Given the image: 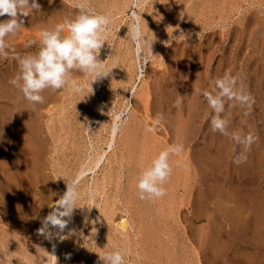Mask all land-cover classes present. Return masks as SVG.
I'll use <instances>...</instances> for the list:
<instances>
[{
  "label": "bare ground",
  "instance_id": "obj_1",
  "mask_svg": "<svg viewBox=\"0 0 264 264\" xmlns=\"http://www.w3.org/2000/svg\"><path fill=\"white\" fill-rule=\"evenodd\" d=\"M217 2L219 4L215 6ZM230 2H232V6ZM38 3L41 5L42 14L40 12H35L33 16L26 17L25 26L28 25L37 29L45 27L53 28L56 24L62 23L66 17H72L76 11L74 8V0H38ZM89 6L94 11L108 14L112 18L108 36V48L111 46V49H109L111 51L110 54H108L109 51L105 52V49H102L100 59L101 61H105L106 65L115 67L109 77H105L91 84V93V89L88 88L85 83L89 77L86 78V76L79 72L73 73V75L81 83H85L87 87V90L85 87L83 96L91 104L92 108L90 110L85 109L87 108L86 106H89V103L86 100L81 101V97L72 94L68 88L55 92L46 90L43 93L45 97L44 103L37 104L35 108H33L32 105L23 98L22 93L8 83L15 75L14 72L12 70L8 71L9 73L12 72V74H5L6 76L8 75L6 78H2L0 75V148L5 152L7 150L9 151L10 147L19 146L20 149L23 148L31 154V162H33V165L31 168L29 167L30 170L28 168V172L31 171L30 174L31 176L33 174L32 177H34V180L36 179L35 182L37 183L35 185L31 184L35 182L31 181L30 178L28 179V183L36 187L33 197L35 198V196L38 195V198H36L38 199V206L36 205V209L34 210L33 206L30 205V203L28 204L29 200L26 203L25 197H20V193L18 194L19 189H14L16 187L18 188V186L11 187L12 182L10 186L9 180H11L12 177L9 179V175L12 173L9 171V168L8 171L11 174L5 169V165H7L4 164L5 160L4 163H1L2 161L0 160V264H55L52 255L56 256L57 264H97L99 254L104 251L115 249H119L125 254V264H188V257L185 256V251H181L180 243H177L170 234V231L173 230L171 226L174 223H172V225L171 223L169 224L166 221L167 216L169 215V217L173 218L174 216L172 215H186L187 211H190L196 218L201 220L202 215L206 212L204 211V203L207 202L205 205H211V203L206 200L207 198L209 201L211 199L213 204L214 200H219L218 197H216V199L212 198L215 194L219 196L220 192L225 191L226 194L232 193L233 196L235 195L238 197L237 194L241 192L237 187L236 191L230 181L235 171L232 172L233 174L231 170L230 173L228 172L229 174H226L227 172L224 171L227 177L229 176L228 182L225 184H221L222 181L220 182L219 180L226 179V175H224V178H222V175V177L219 175V180L217 178V182L213 181L214 184L206 180L208 178H204L205 175H207L206 172H208L205 170L209 168L207 165L209 162L207 161V163L205 159H203V156L208 151V149L205 151L207 148L204 146L205 142L207 143V141L204 142L205 139L202 140V146L205 147V149L202 150L205 152L202 153L201 147L198 148V145H196L197 148H188V146L190 147L189 143H191L189 139H191V136H194V132H192L193 129L196 128L195 130L197 131L199 128L196 127L199 125L196 122L203 123L202 120L204 116H200V111L204 113V111L208 110L204 108L205 104L203 105L199 91L205 83L204 76L207 72L206 67H208V65L210 67L212 58L207 59L208 56L207 58L205 56L204 42L201 41L202 37H200L202 36L201 31L209 28L211 32L206 34V36L208 35V38L211 36L213 37V35L216 34V29L219 27L215 29L216 23L214 24L211 22L212 18H215L214 13H217L220 20L225 13L223 12L221 15V10L225 11L230 7L231 9H228V13L230 14L234 12L233 8L236 6L238 7V5H235V0H139L138 4L134 3L133 0H89ZM222 6L227 8L224 10ZM133 8L136 10L137 14L142 17L140 24L147 38L149 40H154L150 50L148 47H144L139 58L127 34V26L130 23L131 10ZM232 15L233 14L230 16L231 18ZM246 15H244L243 19H245ZM228 16L229 15L225 16L223 20L228 18ZM4 19L1 18L0 20ZM249 20L251 19L249 18ZM252 20L251 22L249 21L250 24ZM245 21V25L247 26V20ZM28 28L30 29V27ZM182 30L184 31L181 33L180 31ZM192 31L199 34H194ZM115 36L117 37L116 43L110 45L113 38L115 39ZM174 36H176L175 39L173 38ZM206 36L203 38H206ZM182 37L188 40L182 39ZM172 38L174 40H172ZM158 42H165V48L160 47V43ZM212 44L213 43H211V45ZM16 45L14 46L16 47ZM19 46L21 47V45ZM105 46H107V43ZM158 47L160 51L155 50V48ZM212 48L214 49L215 47L212 46L211 49ZM145 54H151L150 57L153 58V63L159 66L166 63L167 69H165L168 71V79L159 77L157 75L158 69L156 68L157 71H155V73L151 72L152 75L154 74L153 76L155 78H152V76H149L151 78L148 76L146 77L147 73L150 74L148 69L149 72H147L146 69L141 72V67H144L147 62L146 58L148 55ZM10 61L11 60H9V62ZM149 63L150 62H148V64ZM6 67L7 65L5 68ZM10 67L15 71L18 69L12 64ZM162 68L163 67H161L160 70H162ZM214 72L212 73L211 71L212 74H214ZM0 73L2 74L1 70ZM166 76L167 75H165V77ZM207 78L208 77L205 79ZM138 85L140 86L138 87ZM190 89H192V94L190 93ZM153 91L157 92V96ZM153 94L157 97L156 99ZM177 94L183 96L186 102L184 101L180 108L174 109L177 113L173 112L174 114H172V106L177 98ZM151 95L152 99L150 98ZM154 99L155 101H153ZM132 100L138 105L141 103L144 109L142 107L140 108V105L139 108H137L141 112L136 111L134 108L131 109ZM86 102L88 105L85 104ZM205 102L206 101H204V103ZM71 105L72 107H70ZM122 107H124V109L130 107L127 113L128 119L126 117L119 132L113 134L112 125L114 123V114L124 110ZM133 107L136 108V105ZM130 109L133 110V112ZM80 112H83V114L81 115ZM160 113L164 114L165 123L168 122V125L173 126V128H171L173 130V139L169 138L170 141L183 143L184 152L180 155L170 156L173 172L170 179L164 184L167 194L162 198L141 200L136 187L138 175L151 164V161L160 151L168 147L165 146V143L160 145L165 138L160 140V138H162L160 135L158 139V136L154 133L157 129L156 127H152L154 130L151 132L147 130L149 123L144 119L151 118L154 120ZM45 115L47 119L44 121ZM72 116H76L75 120L79 125L78 129L80 130V135H82V138H80L82 140L84 137L83 140H85H82L84 143L81 141L84 147L83 145L80 147V142L78 144L79 148H77L75 146L78 142L75 143L74 139V142L72 141L71 134L73 133L71 131L73 128L71 130L70 126ZM225 116L227 119L230 118V112H227ZM200 119L202 122L199 121ZM92 125H95L94 129ZM168 125L166 128L169 127ZM201 128H203V126L199 129ZM172 130L168 131L169 134ZM207 130L209 129L207 128ZM77 131L78 130H76V132ZM157 131H159V128ZM210 132L208 136L214 134L213 132L210 134ZM201 134L205 135L206 133ZM217 134L218 133H216V135ZM9 136H14L15 140L11 139ZM195 138L199 141L197 137ZM226 138V141L224 138H220V145H224V143L222 144L224 140L223 142L226 143L225 149L228 151L233 143L231 144L229 137ZM70 140L74 143L75 148L74 150L71 149L70 152L72 156L74 155V158L70 159L72 168H69L67 166L69 163H67L66 167L63 166V169H59L61 165L60 161L62 163L63 160V162L66 163L67 159L63 157V152L58 153L59 150L57 151V149H59L60 146L70 149ZM82 148H84V150H82ZM193 149H195V151ZM216 149L217 155L221 151L223 153L227 152L224 148H220V152L218 147H216ZM15 150L17 149L15 148ZM15 150L12 151V153H14ZM67 152L69 153V151ZM230 152H233V150ZM7 155L8 152H5L2 157L0 156V159H11V157L9 158ZM183 155H186V157H183ZM210 155L211 153L209 155L206 154V159L211 160V158L214 157V160H216L215 155L212 154V157H210ZM221 155L219 154V156ZM16 157H19L18 154L14 157L12 156V159ZM230 157L228 159H231ZM40 159H43V164L40 162L42 167L38 166L39 163L37 160ZM220 159H218V161H220ZM214 160L212 162L216 163ZM230 161H232V159ZM21 162H18V160L15 161L14 159L13 165H17V169L20 168L21 170ZM24 164L23 162L22 165L24 166ZM213 165L212 167L214 168ZM232 167L234 166L232 165ZM232 167L230 168L232 169ZM215 168L217 169V165ZM25 169L27 168H24V170ZM215 170L213 169V171ZM213 171L212 174L209 173L210 178L211 175L213 176L216 172L218 173V171H215V173H213ZM28 172L26 171V173ZM190 172L194 174L192 177L190 176ZM220 172L221 171H219V173ZM89 175L90 177H88ZM74 179L79 181L78 191L80 192V199L76 202V207L78 208L73 211L75 216H72L71 221L63 232H60L59 235H53L51 239H48L38 232V229L42 227L41 220H43L40 215L43 211L45 212V209L55 205L56 201L66 190V183ZM45 180L47 182H44ZM51 181H54L56 184H52ZM207 181L210 182V184H206ZM39 183L44 184L40 186ZM48 185H50V187ZM33 190L31 192H33ZM28 192H30V189ZM220 195L219 198H222V193ZM250 196L251 197H248V199H250L252 204L256 205L257 218L255 214H253L255 217H252L254 220L256 218L258 223L262 225L264 224V194L254 196L252 193ZM242 197L247 196L245 195ZM34 198L32 201H34ZM222 199L219 201L224 203L230 198H227L228 200L225 199L224 202L221 201ZM234 199L233 200L236 202L237 199ZM185 201L188 203V206L190 204L188 209L185 205L184 207L181 206ZM219 201L215 203L219 204ZM237 202L235 205H238ZM228 205L229 203L227 206ZM230 206H228L230 211L236 209V206L234 207L232 205L233 210ZM228 208H226V213L230 212ZM239 210L240 209L237 211L240 213ZM237 211L233 213L239 214ZM222 212L225 213L224 211ZM47 213H49L48 209ZM46 214L44 215L46 216ZM129 214L133 216V221L127 218ZM216 215L218 214L214 216ZM230 215L232 214L230 213ZM230 215H226V217L228 216L227 218H230ZM218 216L221 217V215ZM233 218L231 217V220ZM249 219L251 218L246 217L242 219V217H235L233 219L235 220L233 226L235 227L236 225L234 229H236L237 232L236 241L234 243L235 255L232 256L231 260L235 257L232 260L235 261V264H264V232L259 233L262 241L259 245H254L253 242L249 240L246 242V240L243 239V233L248 234L249 229L252 231L251 228L255 226L252 227ZM184 221L186 222L187 220L185 219ZM256 223L257 222L254 224ZM260 227L262 228L264 226ZM8 228H10L12 232H10V229L8 231ZM49 231L56 233L58 230L50 227ZM201 231L205 232L204 229H201L198 235H196L198 240L196 241L199 245L198 248L200 252L202 247V245L200 247V244H203V237L206 236V234L203 236L200 233ZM255 231L254 229L252 234H257ZM252 234H250V236ZM250 240L256 241L257 244L260 239L258 238L257 241L255 237L254 239L250 238ZM210 242L209 240V244ZM214 244L216 245L217 243L212 242L210 245L214 246ZM220 246L221 245H219V247ZM79 248H82V253L77 255L74 260H69L65 263L66 259L78 252L77 250ZM217 249L218 248H216V250ZM252 249L255 251L256 249L258 250L257 255L252 254ZM195 264H201V261L199 260V262Z\"/></svg>",
  "mask_w": 264,
  "mask_h": 264
},
{
  "label": "rangeland",
  "instance_id": "obj_2",
  "mask_svg": "<svg viewBox=\"0 0 264 264\" xmlns=\"http://www.w3.org/2000/svg\"><path fill=\"white\" fill-rule=\"evenodd\" d=\"M233 1V0H232ZM249 1V2H248ZM231 3V6H232V2H230ZM219 3L217 2L216 4H215V6L216 5H218ZM235 5H238V7L236 6V7H234L233 8V13H228V9L231 7L230 5V7L229 8H227V7H225V6H222V7H224V10L227 8V10H225V11H223V10H221V15H222V13L223 12H225L226 13V15H225V13L223 14L224 15V17H223V15H222V17L220 18V20H219V16L217 15V13L215 12L214 13V17L215 18H212V20H211V22H213L214 24L216 23V27H215V29H216V34H214L213 35V37L211 36V37H209L208 38V35L206 36V34H208L209 32H211L210 30H209V28H207V29H205V30H202L201 31V33H202V36H200V37H202L201 38V41L202 42H204V53L206 54H204L205 56H206V58H207V56H208V58L207 59H211V61H210V67H209V65H208V67H206V70H207V72H206V70H205V76H204V80H205V83H204V85H203V87L202 88H200V91H199V95H200V97H201V99H202V101H203V105H204V108L207 110V111H204V113H203V111H200L201 113H200V116H204V119L202 120L203 121V123H199V122H196V123H198V124H196V125H198V126H196L197 128L199 127H202L203 126V128H201V129H197V131L195 130V129H193V131L192 132H194L193 133V135L195 136V137H197L198 139H199V141H197V139L193 136H191V139H189L190 140V142L191 143H189V145H190V147L188 146V148H190V149H192V148H197L196 147V145H198L199 147L198 148H200L201 149V152L203 153V152H205L207 149H208V153L206 152L205 153V157L203 156V154H202V156H203V159H205V162H209V164H207L208 165V167L210 168V170H209V168H208V170H205V171H208V172H206V174L208 175L209 173L210 174H212V171H213V169L215 170L216 168V165H217V169L215 170V171H218L219 169H221V170H219V171H221L220 173H219V171H218V173L216 172L215 173V171H213V173H215L213 176L211 175V178H210V174L207 176V175H205V177L204 178H208V179H206V180H208V181H210L211 183H213V181H216L217 182V178L219 177V175L222 177V178H224V175H226V174H229L230 173V170H231V173L233 172V171H235L234 172V174L232 175V180L230 179V181H231V183H232V186L236 189V191H237V188H238V190L239 191H241V192H236V193H238L237 194V196L239 197H236L235 195L233 196V194L231 195L230 193H228V194H226L225 193V191L224 192H220L219 193V196L217 195L216 196V194L214 195V197H212L213 199L215 198L216 199V197H218V199L220 200V199H222V198H224V196H225V198L224 199H222L221 201H223L224 202V200L225 199H227L228 201L226 202H224V203H222V202H220L219 200H214L213 201V204H212V202H211V199H210V201L208 200V198L206 199L209 203H211V205H212V207H211V205H209V204H207V205H205V203H207V202H205L204 203V211H206L203 215H205V216H203L202 215V217H201V220L199 219V218H196L190 211H187V209L189 208V206H190V204H189V206H188V203L185 201V203L184 204H182L181 206L182 207H184V205H185V207H187V209H186V211H187V213H186V215L185 214H183V215H172V216H174L173 218H171V217H169V215L167 216V219H166V221L170 224L171 223V225H172V223H174L172 226H171V228L173 229V230H171L170 231V234L173 236V239L177 242V243H180V246H181V251L182 252H184L185 251V256L186 257H188L187 259H188V264H195V263H198L199 262V260L201 261V264H235L234 262L235 261H232L235 257H233V259L231 260V258H232V256H234L235 255V252H234V243H235V241H236V229H234L235 227H236V225H235V227L233 226L234 224H235V220H233L235 217H242V219H244V218H251L252 219V221H251V219H249L250 220V222H251V224H252V227L255 225H257L256 226V228H255V226L253 227L256 231L257 230H259V231H255V233H257V234H252V231L254 230L253 228H251L252 229V231L249 229V233L247 234H245V233H243V239L244 240H246V242H248V240L249 241H251V242H253L254 243V245H259L260 244V242H262L261 241V238H260V234L259 233H263L264 232V227H260V226H264V224H259L258 223V221L256 220V218H257V216H256V205H254V204H252V202L250 201V199H248V197H251L250 195H252V193L254 194V196H257L258 194L259 195H261V194H264V0H235ZM237 8V9H236ZM231 9V8H230ZM234 9H236V10H234ZM247 11H248V13H247ZM228 13V14H227ZM247 15H246V14ZM252 13H253V15H252ZM217 16H216V15ZM231 14H233L232 15V18L230 17L231 16ZM249 14H251L252 15V17H251V15H249ZM33 16L34 15V13L33 14H30L29 15V17L30 16ZM227 15H229L228 16V18H226V19H224L223 20V18H225V16H227ZM244 15H246L245 16V19H243L244 18ZM250 17H249V16ZM254 16V17H253ZM248 17V18H247ZM2 19H7V17L6 16H4V17H1ZM0 18V19H1ZM249 18L252 20V23L250 24L249 23V21L251 22V20H249ZM213 19H214V21H213ZM216 19V20H215ZM217 19H218V21H217ZM256 19V20H255ZM245 20H247V26L245 25ZM223 21H224V23H223ZM220 23V24H219ZM218 24V25H217ZM250 24V25H249ZM232 26V27H231ZM246 26V27H245ZM28 27H30V29L28 28ZM24 28V29H23ZM26 28H28V29H26ZM231 28H232V31H231ZM236 28V29H235ZM247 28V29H246ZM234 29V30H233ZM40 29H37V28H34V27H31V26H28V25H24L23 27H22V29H20L19 31H18V33L15 35V36H12V35H10V36H8L7 38H6V40H7V42H8V44L10 45V48H14L18 53H20V54H25V53H27V52H34V51H36V46H34V47H31V48H25L24 47V44L28 41V40H31V39H36L37 38V36H38V31H39ZM207 30H209V31H207ZM248 30V31H247ZM184 30H182V31H180L181 33L183 32ZM234 31V32H233ZM179 32V31H178ZM218 32V33H217ZM245 32V33H244ZM167 33V32H166ZM192 33H194L193 31H192ZM169 34V33H168ZM171 34H173V33H171ZM194 34H199V33H194ZM221 34V35H220ZM206 36V38H203V37H205ZM218 36V37H217ZM175 37L176 36H174L173 38L175 39ZM215 37V38H214ZM117 37L115 36V39L113 38V41L111 42V44L110 45H112L113 43L115 44L116 43V39ZM172 38V40H174ZM219 38V39H218ZM179 39H181V38H179ZM182 39H187V38H183L182 37ZM205 39V40H204ZM209 39V40H208ZM188 40V39H187ZM201 41H199V42H201ZM205 41H208V42H205ZM217 41V42H216ZM220 41V42H219ZM198 42V41H197ZM201 42V43H202ZM158 43H160L159 44V46L160 47H162V48H165V45L166 44H164L165 42H158ZM162 43V44H161ZM209 43V44H208ZM211 43H213L212 45H211ZM17 44V45H16ZM23 44V45H22ZM14 45H16V47L14 46ZM19 45H21V47L19 46ZM208 45V46H207ZM216 45V46H215ZM215 47L213 50L211 49V47ZM109 46L107 45V46H105V48H103V49H105L104 51L105 52H108L109 51V53L108 54H110V51L111 50H109V49H111V46H110V48H108ZM19 48V49H18ZM35 48V49H34ZM108 48V50L106 51V49ZM167 48V47H166ZM18 49V50H17ZM210 51H209V50ZM155 50H159L160 51V49H159V47L158 48H155ZM215 51V52H214ZM209 53V54H208ZM215 54V55H214ZM145 55H148V54H145ZM150 55L151 54H149L148 55V57L146 58V60H147V62H146V65L148 64V62H150L148 65H147V68H146V65H145V67H144V69H146V71L147 72H149L150 74H146V77L148 76H152V78L154 77L152 74H151V72L152 73H155V71H157L156 69H158V71H157V75L159 76V77H162V78H164V79H168L167 77H168V71L166 70L167 69V65H166V63H164L163 65H158V64H156V63H153V61H152V59L153 58H151L150 57ZM9 60H11V59H4L3 57H0V70H1V72H2V74L0 73V75H1V77L2 78H6L9 74H12V72L11 73H9L8 71H10V70H12L13 72H14V74L16 73V71H17V69H16V71L15 70H13V68H11V67H13V66H11L10 67V65L12 64V65H15V67H17L18 68V66H17V63L15 62V61H13V60H11L10 62H9ZM14 62H15V64H14ZM153 63V64H152ZM10 64V65H9ZM155 64V65H154ZM7 65V67H9V68H5V66ZM9 65V66H8ZM157 65V66H156ZM151 66V67H150ZM153 66V67H152ZM156 66V67H155ZM207 66V65H206ZM161 67H163L162 68V70H160L161 69ZM4 68V69H3ZM153 70H152V69ZM156 68V69H155ZM166 68V69H165ZM3 69V70H2ZM149 71H148V70ZM164 69V70H163ZM210 69H212V70H210ZM152 70V71H151ZM6 73H5V72ZM163 71V72H162ZM166 71H167V73H166ZM211 71H212V73L214 72V74H215V76H214V74H212L211 73ZM225 72H231V74L233 75V76H236V77H238L239 78V82L241 83V84H243V86L251 93V95L254 97V99H255V104L253 105V111H252V113L248 116V117H243L242 116V109L237 105L236 107H231V106H228V105H226V111L227 112H230V118H228L229 119V121H230V126H231V128H229V130L230 131H232V130H236V129H239V128H241V127H245V125L242 123L243 121H245L246 120V127H245V131L246 132H251V133H253L258 139L256 140V142L252 145V147H251V150L247 153V162L246 163H243V164H240V165H236V164H234V163H232V161H230L233 157V155H234V153L233 152H230V151H232L233 150V148L234 147H237L235 144H234V142L231 140H229L230 142H231V144L233 143V145H232V147L230 148V149H228V151L225 149L226 148V143L225 142H223L222 141V144L224 143V145L222 146V145H220V142H221V139H225V141H226V137L225 136H221V134H217L216 135V133H214V134H212L211 136H208L209 134V132L211 131L212 132V130L210 129L211 127H210V125H209V121H208V119H207V114L211 111V109L208 107V105H207V102H205L204 103V101H206L204 98H203V93L204 92H206V91H211L212 90V88L214 87V83H213V81L216 79V78H220V77H222L223 75H224V73ZM4 73V74H3ZM145 73V72H144ZM162 73V74H161ZM166 73V74H165ZM208 73H209V76H208ZM5 74H8L7 76L5 75ZM167 75L166 77H165V75ZM212 76H211V75ZM162 75V76H161ZM206 77H208L207 79H205ZM213 77V78H212ZM87 78V77H86ZM149 78H151V77H149ZM155 78V77H154ZM212 78V79H211ZM85 79V78H84ZM148 79V78H147ZM3 80V79H2ZM149 80H151V79H149ZM152 80H154V79H152ZM213 80V81H212ZM85 81V80H84ZM137 84H138V82H137ZM140 85H141V83H140ZM140 85H138V87L140 86ZM206 85H207V87H206ZM85 87H86V85H85ZM205 88H206V90H205ZM86 90H87V87H86ZM155 90V89H154ZM192 89H190V93L192 94V91H191ZM205 90V91H204ZM124 92H127V91H124ZM123 92V93H124ZM153 92H155V95L157 94V92L156 91H153ZM191 94H190V97H191ZM154 95V94H153ZM154 95V97H155V99L157 98L156 96ZM178 95H180V94H178ZM70 96H74V95H70ZM81 97V96H80ZM82 98V97H81ZM80 98V100L82 101V100H86L87 101V99H81ZM107 98V97H106ZM150 98L152 99V95L150 96ZM155 99L153 100V101H155ZM176 100V99H175ZM184 99H183V103H184ZM88 102V101H87ZM87 102L85 103L86 105H88L87 104ZM132 102L133 103H131V106L130 107H132L131 109H135L136 111H138V112H141L138 108H139V105H140V108L142 107L141 105V103H139V105L137 104V103H135L134 102V100H132ZM140 102V101H139ZM186 102V101H185ZM89 103V102H88ZM134 104V105H133ZM166 104H167V102H166ZM136 105V108L138 109H136L135 107H133V106H135ZM174 105V104H173ZM70 107H72V105L70 106ZM87 108H85V109H88V110H90L92 107H91V104L89 103V106H86ZM129 107V108H130ZM208 107V108H207ZM143 109H144V107H142ZM69 109V108H68ZM122 109H124V107H122ZM130 109V110H131ZM172 114H174V113H177V111L175 112V110L174 109H177L176 107L174 108V106H172ZM204 109V110H205ZM132 112H133V110H131ZM174 112V113H173ZM227 112H225V114L224 115H226L227 114ZM81 113V115L83 114V112H80ZM164 113H167V112H164ZM145 115H147V114H145ZM46 117V115L44 116V121L47 119V117ZM76 116H72V121H73V123H72V121L70 120V126H71V130H72V128H73V130L71 131L73 134H71L72 135V141L74 142V140H75V143L76 142H78V143H76V146L75 147H77V148H79L78 146L79 145H81L80 147H82V145H83V147H84V142L83 141H85V140H83L84 139V137H83V141L81 140V138H82V135H80V130L78 129V123H77V121L75 120L76 118H75ZM127 117V116H126ZM226 117V116H225ZM127 119H128V117H127ZM127 119H126V121H127ZM145 120H146V122H148L149 123V126L148 127H156L157 129L154 131V133L156 134V136H158V139H159V137H160V135H161V137L162 138H160V140H162L163 138H165V139H163L164 141L163 142H161V144L160 145H163L164 143H165V146L167 147V146H169V144H172L174 141H170V139L169 138H172L173 139V130L171 129V128H173V126H171V125H168L167 123H165L166 121L164 120V122H162V123H160V124H156L155 123V119L154 120H152L151 118H144ZM148 120H150V121H148ZM154 121V122H153ZM200 122H202L201 121V119L199 120ZM205 122V123H204ZM128 123V122H127ZM152 123V124H151ZM155 123V124H154ZM208 123V124H207ZM203 124V125H202ZM151 125V126H150ZM169 126L168 128H166V126ZM93 126V129H94V127H95V125H92ZM92 126H91V128H92ZM208 126V127H207ZM209 129V130H207V128ZM158 128H159V131H157L158 130ZM170 128V129H169ZM167 129H169V130H172V131H170V134H169V130H167ZM75 130V131H74ZM76 130H78L79 131V133H78V131L76 132ZM206 130V131H205ZM54 131H56V130H54ZM203 131V132H202ZM208 131V132H207ZM197 132V133H196ZM211 132H210V134H211ZM77 133V134H76ZM158 133V134H157ZM201 133H206L205 135H203V134H201ZM18 134V133H17ZM17 134H15V135H17ZM79 134V135H78ZM196 134H197V136H196ZM199 134V135H198ZM64 135H66V134H64ZM76 135V136H75ZM220 135V136H219ZM75 136V137H74ZM164 136V137H163ZM169 136V137H168ZM11 139H14L15 140V138H14V136H9ZM15 137H17V136H15ZM74 137V138H73ZM81 137V138H80ZM200 137V138H199ZM203 139H202V138ZM209 137H211V138H209ZM215 137V138H214ZM18 138V137H17ZM75 138H79L80 139V141H79V139H75ZM218 138V139H217ZM221 138V139H220ZM3 139V138H2ZM74 139V140H73ZM196 141H194V140ZM205 139V140H204ZM77 140V141H76ZM166 140H167V143H166ZM202 140H204V142L205 141H207V143L205 142V144H204V146L205 147H207L206 149H205V147L204 146H202L203 145V142H202ZM71 140L69 141V146H70V149L68 150L67 148H65L64 146H60L59 147V149H57V151H58V153H62L63 152V157L65 158V159H67V161H66V163L65 162H63V160H62V163H61V161H60V166H59V169H63L64 167L63 166H65L66 167V164L67 163H69V164H67V166L69 167V168H72V166H71V162H70V159H73L74 158V155L72 156V154L70 153L71 152V149L72 150H74L75 148H74V143L72 142ZM83 143H82V142ZM209 141V142H208ZM81 142V143H80ZM171 142V143H170ZM193 142V143H192ZM213 144H212V143ZM0 143H1V140H0ZM80 143V144H79ZM195 143V144H194ZM201 143V144H200ZM216 143V144H215ZM79 144V145H78ZM173 144H175V142L173 143ZM207 144H209V145H207ZM211 144V145H210ZM218 144H219V146H218ZM59 145V144H58ZM214 145H215V147H214ZM21 146V145H20ZM22 146H23V144H22ZM193 146V147H192ZM195 146V147H194ZM209 146V147H208ZM211 146V147H210ZM161 147V146H160ZM214 147V148H213ZM216 147H218V149H219V152L221 151V149H225L227 152H225L224 150V152L225 153H223L222 151V153L220 152H218L221 156H219V154L217 155V149H216ZM15 148L17 149V150H15ZM221 148V149H220ZM2 148H0V156L2 157L3 156V154L5 153V152H8V155L7 156H9V158L11 157V159H12V156L14 157V156H16V154H18V158L16 157V158H13L12 160L11 159H4V158H2V159H0L1 161V163H4V160H5V163L4 164H7V165H5L6 167H5V169H7V171H8V168H9V171L12 173H10L9 171V174H11V175H9V179L12 177V181L11 180H9L10 182H9V184L12 182V186H11V184H10V186L11 187H15V186H18V188L16 187V188H14V189H19L18 191V194L20 193V197H22V198H24L25 199V202L27 203L28 202V200H29V202H28V204L30 203V205H32L33 206V209L35 210L36 209V205L38 206V199H36V198H38V195H36L35 196V198L33 197L35 194H34V192H35V186H33V185H35L37 182H35L36 181V179L34 180L33 178L34 177H32L33 176V174H32V176H31V171L30 172H28L29 170H30V168H31V166L33 165L32 163L33 162H31L32 161V156H31V154H29V152L26 150H24L23 148L22 149H20L19 148V146H17V147H10L9 148V151L7 150V151H5V152H3L2 150H1ZM81 149V148H80ZM205 149V151H203V150ZM15 150V152L14 153H12V151H14ZM69 151V153L67 152V151ZM82 150H84V148H82ZM194 151H195V149H193ZM197 151H199V150H197ZM196 151V152H197ZM215 151V152H214ZM238 151H240V149L238 148ZM67 152V153H66ZM10 153V154H9ZM197 153H199V152H197ZM211 153V155H210V157H212L213 155H215V159L216 160H214V157L213 158H211V160L213 159L214 160V162H216V163H213L211 160H209V159H206V154L207 155H209ZM55 154V153H54ZM213 154V155H212ZM228 154H229V157L231 158V159H228L229 157H228ZM65 156H67V157H65ZM183 157H186V155H183ZM217 157V158H216ZM22 158H23V160H22ZM68 158H69V160H68ZM221 158V159H220ZM14 159H15V161H17L18 160V162L20 161H22L21 163H20V166H22L21 167V170H20V168L19 169H17V165H13L14 163H13V161H14ZM17 159V160H16ZM20 159V160H19ZM218 159H220V161H218ZM11 160V161H10ZM42 160L43 159H40V160H37V162L39 163H37L38 164V166H41L42 167ZM230 162H229V161ZM12 162V163H11ZM23 162L25 163L24 164V166L22 165L23 164ZM31 162V163H30ZM42 164H41V163ZM207 162V163H208ZM229 162V163H228ZM26 164H28V165H26ZM65 164V165H64ZM213 164H215V165H213ZM9 165H11V166H9ZM15 166V167H13V166ZM30 165V166H29ZM210 165V166H209ZM212 165L214 166V168L212 167ZM232 165L234 166V167H232ZM8 166V167H7ZM26 166V167H25ZM71 166V167H70ZM228 166V167H227ZM27 168V169H25L24 170V168ZM30 167V168H29ZM211 167H212V169H211ZM230 167H232V169L230 168ZM12 168H14V169H12ZM23 168V169H22ZM28 168H29V170H28ZM234 168V169H233ZM248 168V169H247ZM227 170V171H226ZM0 171H1V168H0ZM14 171H16V172H14ZM26 171L28 172V173H26ZM211 171V172H210ZM224 171L225 172H227L226 174L224 173ZM24 172V173H23ZM229 172V173H228ZM27 175H26V174ZM29 174V175H28ZM13 175V176H12ZM194 174H192V172H190V176L192 177ZM215 175H216V177H215ZM27 179H26V178ZM88 177H90V175L88 176ZM221 177H220V179H221ZM30 178V180L31 181H33V182H35V183H31V181L29 180V182L31 183V184H33V185H30L29 183H28V179ZM226 179H224V180H219V178H218V180L221 182V184H225L226 182H228V179H229V176L227 177V175H226V177H225ZM213 179H215V180H213ZM226 180V181H225ZM55 181V180H54ZM54 181H51L52 182V184L53 183H55ZM207 181V183L206 184H210V182H208ZM44 182H47L46 180L44 181ZM40 184V186L42 185L43 186V184L44 183H39ZM56 184V183H55ZM214 184V183H213ZM235 184V185H234ZM22 187V189H23V191H22V189H21V187ZM26 186V187H25ZM29 186H30V188H29ZM49 187H50V185H48ZM34 188V190H33V188ZM52 187V186H51ZM225 187V186H224ZM237 187V188H236ZM41 188H43V187H41ZM13 189V190H14ZM21 189V190H20ZM27 189V190H26ZM29 189H30V192H28L29 191ZM37 189H39V188H37ZM36 189V190H37ZM44 189V188H43ZM245 189H249L248 191L247 190H245ZM33 190V192H31ZM225 190V189H224ZM249 191H251V192H249ZM253 191V192H252ZM258 192V193H257ZM260 192V193H259ZM26 193V194H25ZM33 193V194H32ZM222 193V198H219ZM21 194H22V196H21ZM26 196H25V195ZM235 194V193H234ZM248 194V195H247ZM250 194V195H249ZM247 196V197H242V196ZM34 198V201H32V199ZM232 198V199H231ZM234 198H238L237 200H238V202H237V200H236V202L238 203V205H235V199ZM36 199V200H35ZM234 199V200H233ZM27 200V201H26ZM187 200V199H186ZM205 200V201H206ZM233 202H232V201ZM31 201V202H30ZM217 201H219L220 203L219 204H224L223 205V207H224V209H223V207H222V205H219V204H217V203H215V202H217ZM32 202H33V204H35V205H33L32 204ZM235 202V203H234ZM187 203V204H186ZM229 203V205L228 206H230V204H231V206L230 207H232V205L236 208L235 210L237 211L238 209H240L239 211H240V213L239 214H236V213H233V212H236L235 210L234 211H230V208H228V206H227V204ZM217 204V205H216ZM225 205H226V208H228L229 210L228 211H230L229 213H226L225 211H227V209L225 208ZM210 206V207H209ZM218 206V207H217ZM238 206V207H237ZM54 207V206H53ZM53 207H50V208H47L48 209V212H50V211H52V208ZM208 207V208H207ZM212 208V209H211ZM221 208V209H220ZM47 209H45V212L43 211L42 212V214L40 215V217L41 218H44L45 217V215L44 214H46L47 213ZM214 209H216V210H214ZM232 210H233V207L231 208ZM50 210V211H49ZM210 210H211V212H210ZM253 210V211H252ZM185 211V212H186ZM213 211H214V213H213ZM215 211H216V213H215ZM222 211H224L225 213H223ZM208 212V213H207ZM255 212V213H254ZM222 213V214H221ZM230 213L232 214V215H230ZM48 214V213H47ZM46 214V215H47ZM215 214H218V215H221V217H219L218 215H216V216H214ZM253 214H255V216H256V218H255V220L253 219V217L252 216H254ZM74 215V213L72 214V216ZM130 215V216H129ZM128 216H127V218H130L131 219V221H133V216L131 215V214H129ZM226 215H230L233 219L231 220V217L230 218H227L226 217ZM251 215V216H250ZM44 216V217H43ZM75 216V215H74ZM132 216V217H131ZM171 216V215H170ZM187 216V217H186ZM207 216V217H206ZM223 216V217H222ZM225 216V217H224ZM254 216V217H255ZM213 217V218H212ZM264 217V216H263ZM175 218V219H174ZM182 218H183V220H182ZM188 221H184L185 219ZM211 220H210V219ZM216 218V219H215ZM222 218H224V219H222ZM171 219V220H170ZM227 219H230V220H227ZM226 220V221H225ZM263 220H264V218H263ZM42 221V220H41ZM171 221V222H170ZM189 221H190V223H189ZM213 221V222H212ZM231 221V222H234V223H229V222ZM227 222V223H226ZM253 222V223H252ZM255 222H257L256 224H254ZM175 223H176V225H175ZM187 223V224H186ZM190 224H191V226H190ZM188 225H189V227H188ZM260 225V226H259ZM2 227V226H1ZM260 227V228H259ZM201 230V229H204V231L205 232H200L203 236L206 234V236H204L205 237V239H204V237H203V244H200V247H201V245H202V247H201V252L199 251V248H198V243H197V236L196 235H198V232H199V230ZM9 229L10 228H8L7 230L9 231ZM197 230V231H196ZM10 232H12V230L10 229ZM234 232V233H233ZM254 233V232H253ZM250 234H252L251 236H250ZM17 237L19 238V236L17 235ZM256 237V240L258 241V238L260 239L258 242H257V244H256V241H252V240H250V238L251 239H254V238ZM21 238V237H20ZM233 238H234V240H233ZM24 240H26V239H24ZM197 240V241H196ZM209 240L211 241L210 242V244L213 242H215V243H217L216 245L214 244V246L216 247V248H218L217 250H216V248L214 247V246H212V245H210L209 244ZM233 240V241H232ZM89 242H91V241H89ZM222 242V243H221ZM224 242V243H223ZM233 242V243H232ZM92 243V242H91ZM229 243V244H228ZM233 244V245H232ZM219 245H221L220 247H219ZM224 246H225V248H224ZM232 247V248H231ZM204 249V250H203ZM255 249V248H254ZM254 249H252V254H256L257 255V249H256V251L254 250ZM78 252L75 254V255H72V256H70L68 259H66V261H65V263H67L69 260L71 261V260H74L75 258H76V256L77 255H79L80 253H82V248H79L78 250H77ZM256 252V253H254V252ZM234 252V253H233ZM215 253V254H214ZM200 258V259H199Z\"/></svg>",
  "mask_w": 264,
  "mask_h": 264
},
{
  "label": "clouds",
  "instance_id": "obj_3",
  "mask_svg": "<svg viewBox=\"0 0 264 264\" xmlns=\"http://www.w3.org/2000/svg\"><path fill=\"white\" fill-rule=\"evenodd\" d=\"M133 2L138 4L139 0ZM74 8L76 11L72 17H66L53 28H41L36 39L28 40L24 44L25 48L36 46V51L20 54L14 48H10L6 38L10 35L15 36L30 14L35 12L42 14L41 5L38 0H0V17H7L0 20V57L17 63L18 69L8 83L22 93L23 98L33 108L44 103L43 93L46 90L55 92L68 88L72 94L84 99L85 83L91 89V93V84L109 77L115 68L106 65L105 61L100 59L101 50L106 43L108 45L111 16L91 9L89 0H74ZM141 19V15L133 8L127 34L138 58L144 47L150 50L154 41L147 38L140 24ZM144 67H141V72L144 71ZM74 72L82 73L89 79L81 83L73 75ZM213 83L212 90L203 93L211 109L207 114L211 130L213 133L229 137L237 146L233 148L232 163L236 165L246 163L247 153L258 138L253 133L245 131L246 120L242 122L245 127L230 131V121L224 114L226 105L231 107L238 105L242 109V116L246 118L253 111L255 99L231 72H225ZM182 103L183 96L177 94L173 106L180 108ZM128 111L129 108H125L114 114L113 134L118 133L123 126ZM164 119V114L160 113L155 118V123L160 124ZM87 129L90 131L88 127ZM147 130L151 132L154 129L148 127ZM183 152V143L170 144L138 175L136 187L141 200L162 198L167 194L164 184L173 172L170 156ZM78 188V180L66 183L63 195L41 222L42 227L38 229L41 235L51 239L53 235H59L67 228L74 209L78 208L76 207V202L80 199ZM50 227L58 231L52 233L49 231ZM52 256L57 264L56 256ZM97 264H125V254L119 249L104 251L98 255Z\"/></svg>",
  "mask_w": 264,
  "mask_h": 264
}]
</instances>
